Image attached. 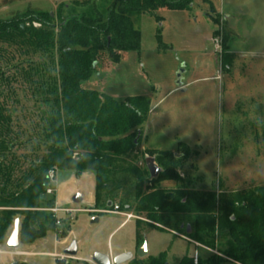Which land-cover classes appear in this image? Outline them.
<instances>
[{"label": "trees", "instance_id": "16d2710c", "mask_svg": "<svg viewBox=\"0 0 264 264\" xmlns=\"http://www.w3.org/2000/svg\"><path fill=\"white\" fill-rule=\"evenodd\" d=\"M192 4L72 0L53 15L27 9L0 18V85L23 79L39 110L37 120L30 122L34 131L20 132L14 129V106L0 99V245L17 218L22 244L57 231L56 217L47 210L55 207V197H47L49 172L70 170L77 176L94 174L95 209L117 205L134 212L138 246L146 229L171 230L211 250L199 254L197 264H264V187L220 194L196 189L178 174L179 158L173 153L141 148L149 98L118 101L84 85L105 52L118 62L121 52L141 48L135 19L157 16L163 9L190 10ZM157 39L164 44L161 29ZM222 58L225 64L226 51ZM147 155L161 168L155 178L142 163ZM167 181L176 187H163ZM195 258L187 254L170 263L165 251L135 256L126 264H195Z\"/></svg>", "mask_w": 264, "mask_h": 264}, {"label": "rangeland", "instance_id": "374dc122", "mask_svg": "<svg viewBox=\"0 0 264 264\" xmlns=\"http://www.w3.org/2000/svg\"><path fill=\"white\" fill-rule=\"evenodd\" d=\"M235 1L193 0L190 10L163 9L157 16L146 14L135 19L141 48L121 52L118 62L105 52L84 84L118 101L139 95L149 98L151 111L142 126L141 148L173 153L179 158L177 172L181 177L198 190L218 194L264 187V0H258L263 3L249 15L239 11L241 0ZM244 1L248 7L256 0ZM71 2L0 0V18L27 9L55 13L60 4ZM228 10L238 11L232 22L235 31L225 19ZM158 29L163 45L157 39ZM224 51L228 54L225 64ZM38 59L34 57V61ZM181 86L184 88L179 89ZM0 88L1 101L14 106V129L32 131L30 122L37 120L39 110L28 83L12 78V84ZM91 177L87 173L77 176L70 170L56 172L50 181L52 194L47 197L55 196L56 191L61 206L55 207L73 211L63 213L56 232L17 249L6 246L12 224L0 245V264L16 259L55 264L56 258L48 253L61 252L68 241L77 239L83 241L81 246L111 251L129 248L136 255L135 219L126 221L125 216L105 210L90 211L94 197ZM162 186L174 188L176 182L167 181ZM74 192L83 195L82 203H73ZM68 236V240L57 242ZM145 240L148 255L166 251L170 263L187 254L197 257L211 251L171 230L146 229ZM84 253L81 248L78 255ZM60 256L62 253L56 257Z\"/></svg>", "mask_w": 264, "mask_h": 264}, {"label": "water", "instance_id": "95a60500", "mask_svg": "<svg viewBox=\"0 0 264 264\" xmlns=\"http://www.w3.org/2000/svg\"><path fill=\"white\" fill-rule=\"evenodd\" d=\"M51 14L53 15V13H51ZM135 142H137V139L135 140ZM144 161H145V165H146V167L150 173V176L152 178L157 177L161 172V168L157 164L155 158L152 156H146ZM72 200L74 203L79 204L82 202L83 196L80 193H76L73 196ZM107 206L112 207L113 203L111 201H109L107 203ZM95 220H97V219H95ZM188 231H189V229H188ZM19 233H20V219L17 218L14 222L13 231L10 234V236L7 240V243H6V246L8 248L17 249L19 247V245H20ZM148 252H149L148 243L145 240L143 242V244L138 247L136 255L131 251H127V252H123V253L113 257L109 254H106V253H103L100 251H95L91 256V262L94 264H126L131 259H133L135 256H137L139 258L147 257ZM77 253H78V243H77V240H73L70 243V245L63 250L62 256L56 258L55 264H67V260L69 258H75ZM18 263H19V261L15 260L10 264H18Z\"/></svg>", "mask_w": 264, "mask_h": 264}, {"label": "crops", "instance_id": "0c3cea01", "mask_svg": "<svg viewBox=\"0 0 264 264\" xmlns=\"http://www.w3.org/2000/svg\"><path fill=\"white\" fill-rule=\"evenodd\" d=\"M230 1H233L234 2V4L236 3V1L235 0H230ZM240 1V0H239ZM258 0H256L255 1V3H251L248 7H247V5H248V3H245V1L244 0H241L240 1V3H241V6H239V8H240V12H242L244 15L246 14V15H249V14H252V12H253V10H254V7H255V9H256V7H259L260 5H261V3H263V1L262 2H257ZM239 5V4H238ZM237 5V6H238ZM237 6H235V7H237ZM256 11V10H255ZM228 12H230L228 15H226L225 16V19H226V22H228V21H230V26H229V28H231L232 30H234L235 31V26H233L232 25V22H233V20H235L234 18L236 17V13L238 12L237 10H236V12L234 11V10H232V11H230V10H228ZM234 13V14H233ZM182 89V88H184V86H181V87H179V89ZM73 172V171H72ZM84 173H87V174H90L92 177V179L94 180V197H93V201H92V203H91V206H89V209H90V211H94V210H97V213L98 212H100V210H104V209H95V203H96V198H95V176H94V174L93 173H91V172H84ZM84 173H82V174H84ZM76 193H80V192H74L73 193V195H72V199H73V196L76 194ZM81 194V193H80ZM82 195V194H81ZM83 196V195H82ZM55 204L57 205V206H61L60 205V203H61V198L60 197H58V194H57V192L55 191ZM73 201V200H72ZM84 201V197H83V200H82V202ZM81 202V203H82ZM74 203V202H73ZM129 213H133L134 214V212L133 211H128ZM121 215V214H120ZM123 216V215H122ZM62 217H63V213L61 214V219H62ZM132 219H135V221H136V218H132ZM128 219H126V221H127ZM129 220H131V219H129ZM135 227H136V222H135ZM56 232V231H55ZM10 236V235H9ZM56 236H57V234H56ZM41 239V238H40ZM56 239H57V237H56ZM69 239V236L67 237V238H64V239H62V240H58L57 239V242H60V241H63V240H68ZM135 241H136V235H135ZM82 240L81 239H77V243H78V253H79V251H81V248H84V254L85 255H82V256H79L78 255V253H77V255H76V257L75 258H69L68 260H67V264H68V262L69 261H76V262H83L84 264H94V263H92L91 262V256H92V254L95 252V251H100V252H103V253H106V254H109V255H111V256H116V255H119V254H121V253H123V252H126V251H128V249L129 248H122V249H120V250H118V251H114V250H99V249H97L96 247H92V248H89V247H85V246H81V244H82ZM7 243V242H6ZM20 245H24V244H22L21 242H20ZM27 245V244H26ZM67 246H65V247H68L70 244H69V241H68V244H66ZM136 247L138 248L139 246L137 245V242H136ZM83 251V250H82ZM63 251H57V252H54V253H48V255L49 256H51V257H54V258H57L56 256L58 255V253H62ZM22 252H18L17 254H21ZM39 253H44V252H39ZM16 260H18V261H24V260H22V259H16ZM15 261V260H14ZM27 262V261H26ZM5 264H9V263H5Z\"/></svg>", "mask_w": 264, "mask_h": 264}, {"label": "built area", "instance_id": "2783aa9c", "mask_svg": "<svg viewBox=\"0 0 264 264\" xmlns=\"http://www.w3.org/2000/svg\"><path fill=\"white\" fill-rule=\"evenodd\" d=\"M56 172L54 170H51L49 172V177H50V181L54 178ZM52 188L49 186L47 189V194H52ZM50 212H52L54 214V216L56 217V223L60 224L61 222V214L62 213H69L72 212V209H66V208H58V207H53V208H49L47 209ZM105 212H109V213H116V214H121L123 216H125L127 219H132V218H137V216L133 213H129V212H123L119 209V207L116 205L114 206L113 210H105ZM195 264H197V257L195 258Z\"/></svg>", "mask_w": 264, "mask_h": 264}]
</instances>
